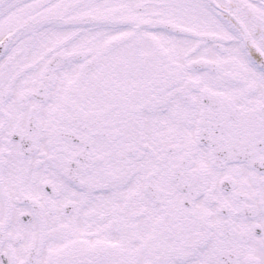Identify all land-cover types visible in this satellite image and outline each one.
Here are the masks:
<instances>
[{"label":"snow or ice","instance_id":"6c2138e0","mask_svg":"<svg viewBox=\"0 0 264 264\" xmlns=\"http://www.w3.org/2000/svg\"><path fill=\"white\" fill-rule=\"evenodd\" d=\"M0 264H264V0H0Z\"/></svg>","mask_w":264,"mask_h":264}]
</instances>
